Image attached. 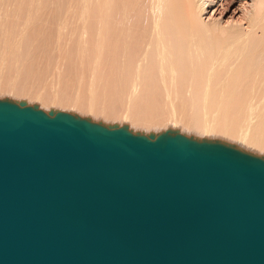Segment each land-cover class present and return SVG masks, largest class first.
Here are the masks:
<instances>
[{"label": "water", "instance_id": "1", "mask_svg": "<svg viewBox=\"0 0 264 264\" xmlns=\"http://www.w3.org/2000/svg\"><path fill=\"white\" fill-rule=\"evenodd\" d=\"M0 264H264V158L0 100Z\"/></svg>", "mask_w": 264, "mask_h": 264}, {"label": "bare ground", "instance_id": "2", "mask_svg": "<svg viewBox=\"0 0 264 264\" xmlns=\"http://www.w3.org/2000/svg\"><path fill=\"white\" fill-rule=\"evenodd\" d=\"M216 1L0 0V71H7L0 100L146 137L177 132L264 158V0L250 2L246 27L222 47L203 18ZM25 76L117 102L88 100L83 108L84 97L75 104L57 89L46 96L47 85L35 95L29 89L40 81L27 80L24 89ZM144 105L150 109L140 111ZM185 110L196 114L179 113Z\"/></svg>", "mask_w": 264, "mask_h": 264}, {"label": "rangeland", "instance_id": "3", "mask_svg": "<svg viewBox=\"0 0 264 264\" xmlns=\"http://www.w3.org/2000/svg\"><path fill=\"white\" fill-rule=\"evenodd\" d=\"M249 2V3H248ZM250 2H253L252 0H217L216 1V5H213L211 8H209L208 9V11H207V13L204 15V22H205V24L208 26V30H209V34L211 33V35L210 36H212V35H215L216 37H217V39H216V41H214V42H216L217 43V46L218 47H222V45L224 44V42L222 41L223 39L225 40L226 38L228 39V38H230V37H232V36H234L235 34H236V32H237V34H238V32H239V27H242V26H245L246 27V23H248V20L250 19L249 17H250V11H251V3ZM243 6H242V5ZM250 6V7H249ZM214 9H216V10H214ZM245 22V23H244ZM258 27V26H257ZM254 28L255 29H258V31L259 32H261V29L258 27V28H256V25L254 26ZM246 30H249V29H246ZM214 31V32H213ZM232 31V32H231ZM206 36V35H205ZM213 41H211V42H209L210 43V45L209 46H213L214 44H213ZM225 41H228V40H225ZM230 42V41H229ZM215 46H216V44H215ZM2 72V73H1ZM6 72L7 71H5L4 73H3V71H0V79H4V77H3V74L5 75L6 74ZM8 76H9V73H8ZM7 76V77H8ZM3 77V78H2ZM7 77H5V78H7ZM26 77V78H25ZM24 78H22V80L24 79L25 81H23V82H25V84L24 83H21L22 81H20V83H21V87H24V85H26L27 87L29 86L28 84H26V81L27 80H30V81H28L27 83H29V82H31V83H29L30 85H32L33 83H35L36 81H40L38 78V80H36V81H34L35 79H32L31 77H30V79L29 78H27V76H25ZM33 81V82H32ZM43 84H42V83ZM49 83V84H48ZM53 83V82H52ZM54 84V86H56V84H57V86H56V88L55 87H53V85L49 82V81H46V80H43L42 79V81H40L39 83H35L33 86H32V88H30V86L28 87V88H30L29 90H35L34 91V94L35 95H37V93L39 94V93H41V92H38V90L40 89V91H42V89L44 88V86L45 85H47V87H49V89H47V87L45 86V88L44 89H46L47 91H49V90H51V92L52 91H54V89H57V90H55V93H60V94H58L59 95V97L60 96H65V95H69L68 96V98H66L67 96H65V99H67V100H70L72 97V99H73V101H72V99L70 100L72 103H75V104H81L82 103V107L84 106L85 107V105H87V104H89L90 105V103L89 102H87L88 100L90 101V102H92V103H95L96 105H98V107L101 105L98 101H100L101 99H103L102 101L104 102V103H106V104H108L107 102H110V103H113V102H115L114 103V105L116 104V102L117 101H111L110 99L111 98H109V97H101L102 96V94L99 96H96V95H93V94H88L89 92L87 91V90H83V92L82 93H86V94H82L83 96H82V98L84 97V100L81 98V96H79V97H77L78 95H80L79 93L81 92H79L78 93V95H77V93H75V92H73L72 91V93H75L74 95L72 94V93H70V91L66 88V89H64V85H61V84H59V83H57V82H54L53 83ZM42 85H44L43 86V88H42ZM50 85H51V87H53V89L50 87ZM24 87V89H28L27 87ZM36 86H38V87H36ZM37 90H36V89ZM72 89V88H71ZM60 90H61V92H60ZM67 90V91H66ZM47 91H43L44 92V94H46V96H47V94H50V91L49 92H47ZM75 91L77 92V90L75 89ZM54 93V92H53ZM66 93V94H65ZM77 95V96H76ZM89 95H93V96H96V97H93L94 98V102L93 101H91L90 99H88V96ZM50 96H52V94H50ZM49 96V97H50ZM70 96H71V98H70ZM87 97V99L85 100V98ZM90 97V96H89ZM98 97V99L99 100H97L96 98ZM61 98V97H60ZM70 98V99H69ZM74 98H77V99H75L74 100ZM78 98H80V99H82V100H79ZM91 98V97H90ZM93 98H91V99H93ZM105 98V99H104ZM109 98V99H108ZM96 99V100H95ZM108 99V100H107ZM78 100L79 101H81V103H78ZM105 100V101H104ZM113 100V99H112ZM74 101H76V102H74ZM82 101H85V102H87L86 104L85 103H83ZM96 101V102H95ZM101 102V101H100ZM99 103V104H98ZM134 103H136V104H138L137 102H134ZM134 103H132V104H134ZM84 104V105H83ZM95 104H92L91 106H95ZM103 104V103H102ZM88 105V106H89ZM105 105V104H104ZM122 105H126V104H122ZM138 105H141V104H138ZM143 105V104H142ZM129 106V105H128ZM127 105H126V107H128ZM134 106V105H133ZM145 106V105H144ZM83 107V108H84ZM87 107V106H86ZM95 107H97V106H95ZM121 108H119V107H117V109L119 110L118 112H121V113H124L125 112V110H126V108H125V110H122V108H124L123 106H120ZM140 107H142V106H139L137 109H135V110H138ZM88 108V107H87ZM130 107H128L127 109H129ZM146 110H149L150 108L149 107H147V106H145V107H142V109H139L140 111H142V110H144V109ZM132 109V108H131ZM134 110V111H135ZM190 110H185V111H179V113L180 114H182V115H185V116H187L188 117V115H190V117H192L193 115L192 114H196V112H189ZM130 112H131V110H130ZM137 113H139V111H136ZM145 112L146 111H143V115L145 114ZM147 112H149V111H147ZM135 113V112H134ZM134 113H131L132 115H134ZM141 113V115H142V112H140ZM190 113V114H189ZM188 114V115H187ZM197 116V115H196ZM195 117V116H194Z\"/></svg>", "mask_w": 264, "mask_h": 264}]
</instances>
